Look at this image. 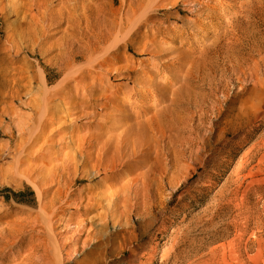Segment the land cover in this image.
Masks as SVG:
<instances>
[{
  "label": "bare ground",
  "instance_id": "bare-ground-1",
  "mask_svg": "<svg viewBox=\"0 0 264 264\" xmlns=\"http://www.w3.org/2000/svg\"><path fill=\"white\" fill-rule=\"evenodd\" d=\"M98 1L0 0V13L7 25L0 49L10 55L25 53L28 57L22 62L28 68L24 70L26 75H20L19 71L10 77L6 71L12 67L0 64V93L7 99L0 105L1 139L32 140L43 129L42 123L50 113L49 97H60L69 104L75 90L82 93L92 90L95 85L87 80L96 81L99 71L113 73L117 68L107 58L115 57L114 50L138 46L135 40L138 34L143 35L140 26L151 20L165 0H119L116 6V0H108L107 4ZM198 3L184 1L183 6L187 7L184 12L191 14L198 10ZM186 13L173 18L187 26L193 18ZM259 23L264 24V0H231L225 8L218 5L212 24L214 31L204 33V45L198 50H181L173 41L167 45L144 44L147 59L142 61L155 65L161 61V54L168 53L169 58L176 60L171 71L156 74L158 70L153 67L154 72L146 73V67H141L135 81L151 88L144 100L133 104L127 97L117 104V119L108 127L97 125L87 129L62 163L43 162L32 172L21 162L25 149L24 143L19 144L12 154L10 171L0 173V182L15 187L27 182L34 189L37 204L34 210L23 213V221L18 224L22 228L5 232L12 240L0 250V258L19 244L17 237L25 227L36 230L41 237L30 238L28 247L19 245L24 254L16 264H65L66 258L84 252V242L76 241L63 256L54 240L56 208L62 203L70 204L66 194L74 183L88 184L102 174L112 176L114 190L108 205L114 209L107 210L101 225L125 224L127 240H122L120 248L130 249L133 254L138 247L143 249L139 246L143 238L146 243L152 242L158 219L155 208L163 209L182 190V183L205 165L218 145L226 148L223 152L228 158L232 138H246L254 119L264 113V32L258 28ZM168 31L174 35V29ZM160 41L164 42L162 38ZM54 51H59L54 58L41 61ZM253 52L258 54L257 59H252ZM46 63L59 65L57 81L51 86L47 84ZM26 78L30 79L27 85L39 91V101L32 105V113L19 121L17 116L25 96L24 86L19 82ZM72 81L73 92L65 93ZM79 113L87 115L86 107H80ZM6 118L9 123L4 121ZM6 145L2 147L9 148ZM52 185L57 186L53 195L47 192ZM2 204L0 201V207ZM134 214L140 220L135 221ZM80 221L73 218L63 224H73L72 232H77L78 227L84 228ZM35 224L40 228H32ZM258 227L260 236L264 230L261 225ZM108 236L105 235V240L96 237L93 244L108 241ZM169 241V250H162V258L178 256L184 244L181 235H174ZM163 244L152 245L147 259L141 255L134 262L149 264ZM132 263L129 259L121 264Z\"/></svg>",
  "mask_w": 264,
  "mask_h": 264
},
{
  "label": "rangeland",
  "instance_id": "rangeland-1",
  "mask_svg": "<svg viewBox=\"0 0 264 264\" xmlns=\"http://www.w3.org/2000/svg\"><path fill=\"white\" fill-rule=\"evenodd\" d=\"M118 1L116 0L114 6ZM184 1L192 0L162 1L151 20L140 26L139 30L143 35L138 34L135 40L138 46H129L125 51L114 50L115 57L107 58V61L112 59L117 69L109 75L99 71L96 81L87 80L88 83L93 82L95 85L91 91L85 90L82 93V90H75L74 99L69 104H65L66 100L60 97H49L50 113L48 118L44 119L43 129L38 136L27 142L20 137L14 142L0 138V173L10 171L14 157L12 154L18 145L23 143L25 150L21 154V162L27 164L32 172L43 162L52 165L62 163L66 155L76 148L77 140L87 129L97 125L108 127L113 123V119H117L119 116L117 104L126 101L127 97L133 104L144 100L151 88L138 85L135 81L141 67H146V73L154 72L153 67L158 70L156 74L171 71L176 60L169 58L168 53L161 54V61L155 65L152 62L149 64L143 62V59H147V56H144V44L158 42L167 45L173 41L172 44L181 50H198L204 45V33L214 31L212 24L218 14V5L225 8L231 4V0H194L199 2L198 10L188 14L183 10L187 8L183 6ZM107 2L108 0H100L97 3ZM184 13L193 18V22L187 26L173 18L176 14ZM6 27L0 13V41L5 39ZM168 28L174 29V35ZM258 28L264 32V24L259 23ZM161 38L164 42L160 41ZM3 51L0 49V64L12 67L6 74L13 77L20 71V75H26L24 70L28 68H25L26 64L22 62L28 59L27 55L20 53L15 56ZM58 52L54 51L44 56L41 61L54 58ZM252 54V59L258 58L256 52ZM218 62L222 65V58H219ZM44 68L48 86L54 85L59 65L46 63ZM227 74H230L229 70ZM29 80L26 78L19 82L24 86L25 94L17 116L19 121L30 115L32 105L39 101V91L33 90V85H27ZM101 82L109 84L110 87L104 88ZM74 86L75 82H70L64 92H73ZM4 95L0 93V105L7 100L4 99ZM96 106L99 109H96ZM80 107H86L88 114L80 115ZM263 116L264 113H261L254 119L255 123L246 133V138H232L230 146L232 150L228 158L225 157L226 152H223L226 148L218 145L216 152L205 165L193 172L187 182L182 183V190L173 195V199L163 209L159 206L155 208V212L158 213L153 230L155 238L149 243H146L145 238L140 240L139 246L143 249L138 247L136 254L130 249L120 248L122 240L124 238L127 240L125 224L121 222L120 226L113 223H109L108 226L101 225V219L107 210L114 209L108 205L110 193L114 190L111 174H102L88 184L74 183L66 194L70 204L62 203L56 208L58 215L54 217V240L63 250L64 257L68 247H72L76 241L84 242L86 250L72 259L66 258L65 264H96L97 259L98 264H121L129 259L133 260L132 264H138L134 260L141 255L143 259H147L151 255L152 245L163 244L165 241L166 244L158 246L159 250L154 253V258L149 264H264V233L259 236L258 227L261 225L264 230ZM4 121L9 123L10 120L6 118ZM2 133L0 129V136ZM8 142L11 144L6 145ZM3 145L9 148H4ZM56 187V185L47 187V192L53 195ZM0 201H3L0 207L1 250L7 247L8 240H12L6 237L5 232L22 228L18 224L23 221V213L36 208L37 197L32 186L25 181L21 182L19 187L0 182ZM73 218L81 219L80 225L84 228L78 227L79 231L72 232L73 224H63L64 221L72 222ZM133 218L135 221L140 220L135 214ZM32 228L39 229L40 226L35 224ZM21 234L17 237L19 244L5 252L0 258V264L18 263L24 254L19 245L28 247L30 238L34 240L41 237L36 230L31 231L29 227H25ZM105 235H109L108 241L93 244L96 237L103 240ZM174 235H181L184 241L178 256L162 258V250H169L168 245L171 243L169 240ZM90 245L91 248H87ZM122 254L124 255L121 256Z\"/></svg>",
  "mask_w": 264,
  "mask_h": 264
}]
</instances>
